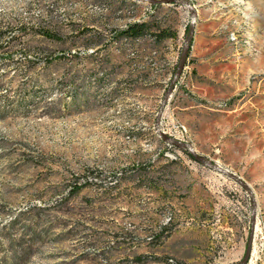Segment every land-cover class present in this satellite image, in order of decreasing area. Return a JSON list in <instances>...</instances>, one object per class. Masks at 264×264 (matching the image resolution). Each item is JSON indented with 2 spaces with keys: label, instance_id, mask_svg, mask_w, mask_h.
<instances>
[{
  "label": "rangeland",
  "instance_id": "rangeland-1",
  "mask_svg": "<svg viewBox=\"0 0 264 264\" xmlns=\"http://www.w3.org/2000/svg\"><path fill=\"white\" fill-rule=\"evenodd\" d=\"M180 1L0 0V264H264V0Z\"/></svg>",
  "mask_w": 264,
  "mask_h": 264
},
{
  "label": "trees",
  "instance_id": "trees-1",
  "mask_svg": "<svg viewBox=\"0 0 264 264\" xmlns=\"http://www.w3.org/2000/svg\"><path fill=\"white\" fill-rule=\"evenodd\" d=\"M42 35L48 38H57V34L49 31L48 29H39L38 31ZM146 34L152 35L156 40L160 41L165 37L172 36V32L165 28H157L155 31H151V25L147 20H132L124 24L121 28H114L112 30V39L124 37L127 39H134L142 37ZM79 187L75 184L70 188L71 192H74Z\"/></svg>",
  "mask_w": 264,
  "mask_h": 264
},
{
  "label": "water",
  "instance_id": "water-1",
  "mask_svg": "<svg viewBox=\"0 0 264 264\" xmlns=\"http://www.w3.org/2000/svg\"><path fill=\"white\" fill-rule=\"evenodd\" d=\"M144 1H148V2H156V1H159V2H173V1H180V0H144ZM180 2H182V1H180ZM188 6H189V8L192 10V12H193V11H194L193 7H192L191 5H188ZM191 21H193V18H192ZM190 30H191V29H190ZM187 39H188V38H186V39L184 40V46H183V49H185V48L187 47V45H186ZM180 66H181V65H180V62H179L178 66H177V69L175 70L174 77L177 75V73H178V71H179V69H180ZM155 130H156V132H157L162 138H165V137H166V136L164 135V133L161 132V131L159 130V128H158V122H157V121H156V123H155ZM182 144L188 148L189 153H190L194 158L199 159V160H201L202 162L206 163L205 161H203V160L201 159V157H200L199 155H197V154L194 152V150L189 146L188 143L182 142ZM207 165H208L209 167H211L212 169H215V170H217V171H220V172H222V173H224V174H227L228 176H230V177L236 179V177H235L232 173H230L229 171H227L226 169L222 168L221 166H219V165H217V164H214V163H207ZM249 251H250V235H249L248 240H247V244H246V248H245V252H244L243 258H242V260H241V262H240L239 264H245L246 259H247L248 254H249Z\"/></svg>",
  "mask_w": 264,
  "mask_h": 264
},
{
  "label": "crops",
  "instance_id": "crops-1",
  "mask_svg": "<svg viewBox=\"0 0 264 264\" xmlns=\"http://www.w3.org/2000/svg\"><path fill=\"white\" fill-rule=\"evenodd\" d=\"M241 228L244 230L245 228V222L244 219L242 218L241 220ZM245 237V232L242 231V235L240 234H234L230 237H228V242L226 245H220L222 249H227L229 251H232L234 253H239L242 251L243 248V240Z\"/></svg>",
  "mask_w": 264,
  "mask_h": 264
},
{
  "label": "bare ground",
  "instance_id": "bare-ground-1",
  "mask_svg": "<svg viewBox=\"0 0 264 264\" xmlns=\"http://www.w3.org/2000/svg\"><path fill=\"white\" fill-rule=\"evenodd\" d=\"M231 38V37H230ZM232 40L235 42V43H239L241 42V44L243 45H247L249 47H252V42L250 41V37H242L240 38L239 35L233 33L232 35Z\"/></svg>",
  "mask_w": 264,
  "mask_h": 264
}]
</instances>
